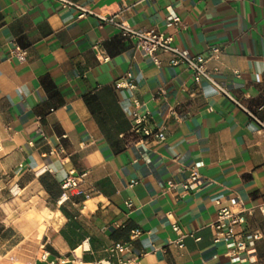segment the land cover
<instances>
[{"label": "crops", "instance_id": "obj_1", "mask_svg": "<svg viewBox=\"0 0 264 264\" xmlns=\"http://www.w3.org/2000/svg\"><path fill=\"white\" fill-rule=\"evenodd\" d=\"M65 1L77 7L0 0V240L11 225L8 193L18 190L43 204L41 222L49 218L28 264H264V133L169 54L155 62L101 19L172 35L191 55L219 48L208 67L264 120V0ZM128 75L133 90L117 86ZM134 113L165 139L134 134ZM71 171L79 195L62 189ZM193 171L199 181L185 190ZM222 208L248 210L237 232L258 234L240 261L213 242ZM116 243L130 251L110 256Z\"/></svg>", "mask_w": 264, "mask_h": 264}, {"label": "built area", "instance_id": "obj_2", "mask_svg": "<svg viewBox=\"0 0 264 264\" xmlns=\"http://www.w3.org/2000/svg\"><path fill=\"white\" fill-rule=\"evenodd\" d=\"M61 1H63L67 5L75 6V4L70 3L68 1ZM80 9L85 12L84 9ZM101 19L103 23L111 25L118 29L122 36L135 40V50L149 55L155 62H158L157 56L159 53L169 54L171 56L172 65H184L191 72L196 83H200L201 81H206L210 83L220 93L224 94L232 101H234L238 106H240L249 115V117L258 125L259 130L264 133V120L261 119L256 113L243 107L238 101H236L231 96V94L225 88L224 84L217 81L216 75L219 71L218 68L210 69L208 67V62L213 58H218V56L220 55L219 48H211L210 56L208 58L203 57L201 55H191L186 51L180 50L174 45L172 35H167L156 30H141L134 28L120 20L118 15L101 16ZM180 25V18H178L177 16H169L168 26L179 28ZM11 54L13 57H17L20 60H24L26 58L27 52L26 50L15 46L12 49ZM108 59L109 58L107 55L99 53V60L101 62H105ZM127 79L129 80H123L122 82L118 83L117 86L133 90L135 88V84L133 80L130 79V75L127 76ZM133 117L135 122V126L133 128L134 134L145 136L147 138L153 137L158 141H162L165 139V135L163 132H153L150 128L146 126H140L144 121L147 120L146 116L141 117L137 113H134ZM198 181L199 176L196 171H193L190 179L185 184H183V187L185 190H188L191 185L197 183ZM168 185L171 188L175 187V184L171 182ZM78 186V178L76 177L75 172L71 171L69 173L68 178L62 184V189L64 191L73 189L74 193L79 195L82 192L81 190H79ZM62 196H65V192ZM85 197L88 198L89 196L86 195ZM231 203L232 205H237L238 200L233 199L231 200ZM259 210L261 211L264 217V204L259 206ZM247 213L249 214V211L245 209H242L240 212L235 213L230 208H222L220 209L215 222L211 224V228L213 231V242L224 243L226 249V256L230 257L233 262L240 261V255L243 252H246L249 246H253L255 241L258 239L257 233H249L243 236L242 234L237 232V228L245 222V215ZM176 230L178 229L176 228ZM138 234V231L133 232L132 237H136L138 236ZM128 251H130V245L125 243H116L107 249V252L110 256ZM94 264H110V261L109 259L101 260L95 262Z\"/></svg>", "mask_w": 264, "mask_h": 264}, {"label": "rangeland", "instance_id": "obj_3", "mask_svg": "<svg viewBox=\"0 0 264 264\" xmlns=\"http://www.w3.org/2000/svg\"><path fill=\"white\" fill-rule=\"evenodd\" d=\"M8 195L9 222L11 225L8 231L2 234L0 251L8 264H28L35 258L49 218L40 221L46 210H44L43 204L39 205L35 199L18 190H14ZM0 215H2L1 212ZM16 226L19 229H16ZM39 227H44L41 236L38 234L42 230L37 231ZM33 228L35 230H32ZM7 239L8 242H6Z\"/></svg>", "mask_w": 264, "mask_h": 264}]
</instances>
